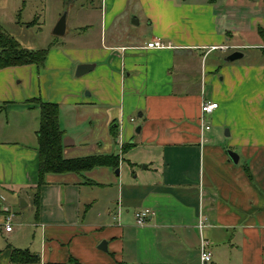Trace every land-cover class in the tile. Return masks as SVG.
Returning <instances> with one entry per match:
<instances>
[{
    "label": "crops",
    "instance_id": "obj_1",
    "mask_svg": "<svg viewBox=\"0 0 264 264\" xmlns=\"http://www.w3.org/2000/svg\"><path fill=\"white\" fill-rule=\"evenodd\" d=\"M185 1L137 0L125 16L128 0H102L101 48L91 45L79 58L80 64L95 65L87 95L98 98L73 97L70 106L77 124H87L80 139L63 126L61 100L49 101L41 92L0 105V116L7 115L0 120V135L13 113L23 125L14 139L0 138V219L6 237L0 264H264V133L253 137L250 131L263 122L252 115V100L238 105L240 120L226 130L228 140L207 132L211 126L203 129L200 120L201 104L210 100L219 108L208 115L227 124L228 110L237 105L224 89L247 96L254 87L235 85L236 67L223 65V53H215L244 46L228 42L239 28L237 12L219 0ZM131 16L132 23L145 19L152 37L145 42L134 37ZM155 39L165 47L148 48ZM28 65L42 68L21 66ZM258 66L249 75L262 74L264 64ZM40 101L59 104L65 158L113 154L119 166L47 174L38 189ZM135 114L139 121L133 125L127 117ZM98 129L105 134L95 135ZM228 149L239 154L238 163ZM142 210L150 214L139 225L136 214ZM7 216L20 227L15 236V227L5 229ZM200 216L208 224L204 231ZM203 239L212 252L207 263L201 259ZM103 241L106 249L100 248ZM15 249L28 250L36 260L14 261Z\"/></svg>",
    "mask_w": 264,
    "mask_h": 264
},
{
    "label": "rangeland",
    "instance_id": "obj_2",
    "mask_svg": "<svg viewBox=\"0 0 264 264\" xmlns=\"http://www.w3.org/2000/svg\"><path fill=\"white\" fill-rule=\"evenodd\" d=\"M186 2L204 3V0H186ZM218 3L225 6L227 10H231L230 12L236 11V14H239L236 15V24L239 25V28L232 30L228 42L244 46L242 48L237 47V45L228 46L225 47L226 52L218 50L215 53H223L220 54V62L223 65L233 64L236 67L231 72L235 85L241 86V90H243L245 84H254V87L252 86L251 93L247 96H240L235 91L231 92L230 87L224 89L230 104L237 105V109L235 106L230 111L228 110V123L224 125L216 124L215 120L212 119V115H206V124L211 126V130L206 131L209 133L215 132L217 135L221 134L228 140L225 136L226 130H230L240 120V115L237 112L239 110L238 105L243 103L247 106L249 100H252V115L259 116L263 122L253 124V128L250 130L252 136L256 137L257 133H264V72L260 75H256V73L249 75L248 71L260 67L259 64H264V45H262L264 39L259 33L260 29L264 28V0H219ZM101 4L102 0H0L1 26L26 48H48L50 50L45 65L39 71L31 65L0 69V105L4 104L5 100H13L19 104L41 92L49 101L61 100L64 102L61 111L63 126L66 124L70 137L80 139L79 136L86 133L87 124H77L75 116L70 113V111H73L70 106L73 97L83 101L98 98L96 93L91 97L87 95V92H90L91 89L88 86L89 77L95 75L94 72L77 76L76 68L80 64L79 58L83 56L89 46L94 45L101 48V27L105 16V12L102 16ZM127 6V10L124 12L125 16L131 10L136 9L137 0H128ZM96 7L99 9H96ZM64 13H67V30L63 35H57L54 33V29ZM130 20L129 27L134 32V37L139 41L145 42L152 37V29L145 19L132 23L134 19L131 16ZM234 21L236 22V20H231L230 23L235 24ZM86 25H88L86 31L84 29L75 30V26ZM237 50L243 52L244 57L233 62L226 61V57ZM66 62H68V65ZM206 95L207 97L213 95L212 86L209 84L207 85ZM244 110L246 111V109ZM36 112H39V110ZM30 115H33V112ZM9 118L12 123L8 128H5L6 132L0 135V138L14 139L19 134L21 126H23L20 117L15 113L10 115ZM127 118L133 125H136L139 121L137 114L133 118L131 116ZM0 120L2 122L7 120L5 112L1 114ZM104 134L105 132L100 129L96 130L95 133L98 136ZM244 160V157H242V162ZM16 210L20 212L21 208L19 207ZM11 223L15 227L13 234L15 236L20 232V227L15 225L13 219H11ZM3 224L4 220L0 219V244L6 241V237L2 233ZM26 236L27 234L24 233L22 238L26 239ZM22 248H26V245H22Z\"/></svg>",
    "mask_w": 264,
    "mask_h": 264
},
{
    "label": "trees",
    "instance_id": "obj_3",
    "mask_svg": "<svg viewBox=\"0 0 264 264\" xmlns=\"http://www.w3.org/2000/svg\"><path fill=\"white\" fill-rule=\"evenodd\" d=\"M264 39V28L259 31ZM48 48L29 49L24 47L0 24V69L35 64L38 68L45 65ZM40 128L37 132L39 143V187L45 183L47 174L82 173L100 166H119L118 155H90L79 158H65L63 152L64 131L59 124V104L40 101ZM39 196V190L36 197ZM14 261L36 260L28 250L15 249ZM56 264V263H49Z\"/></svg>",
    "mask_w": 264,
    "mask_h": 264
},
{
    "label": "built area",
    "instance_id": "obj_4",
    "mask_svg": "<svg viewBox=\"0 0 264 264\" xmlns=\"http://www.w3.org/2000/svg\"><path fill=\"white\" fill-rule=\"evenodd\" d=\"M148 48H164L165 44L160 39H155L153 41L148 42L147 44ZM217 48V47H214ZM219 108V103L216 101H203L201 104V127L203 129H209L210 125L206 124L204 117L205 115L212 114L216 109ZM149 210H142L138 211L136 214L137 224L144 225L147 222V219L149 217ZM12 217H8L5 222V229L6 231H11L13 229V225L11 223ZM208 226L205 218L203 216H200L198 221V227L201 229V231H204V229ZM201 259L203 263H207L211 261L212 259V252L209 249V243L206 239H203V243L201 246Z\"/></svg>",
    "mask_w": 264,
    "mask_h": 264
},
{
    "label": "water",
    "instance_id": "obj_5",
    "mask_svg": "<svg viewBox=\"0 0 264 264\" xmlns=\"http://www.w3.org/2000/svg\"><path fill=\"white\" fill-rule=\"evenodd\" d=\"M66 26H67V13H64L61 18L59 19V21L57 22L55 29H54V33L57 35H63L66 31ZM244 56V53L241 51H234L231 54H229L226 57V61L228 62H232L235 61L236 59L242 58ZM95 67L94 64L91 63H83L78 65L77 70H76V75L77 76H81L87 72H89L90 70H92ZM138 131L140 130V127H138L137 129ZM227 153L231 159V161H233L234 163H238L239 162V154L231 149L227 150ZM119 170L117 169V172ZM100 248L102 249H106V241H103L100 245Z\"/></svg>",
    "mask_w": 264,
    "mask_h": 264
}]
</instances>
